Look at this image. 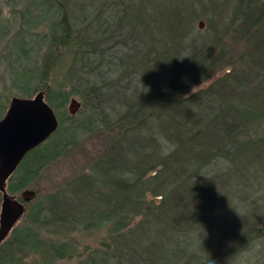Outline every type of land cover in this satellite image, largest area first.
Wrapping results in <instances>:
<instances>
[{
  "label": "rangeland",
  "instance_id": "1",
  "mask_svg": "<svg viewBox=\"0 0 264 264\" xmlns=\"http://www.w3.org/2000/svg\"><path fill=\"white\" fill-rule=\"evenodd\" d=\"M47 2L64 8L73 36L70 45H59L49 38L41 42L53 27L49 23L57 21L52 17L25 27L23 10L28 7L37 12ZM163 5L164 0H0V105L4 104L6 108L11 97L22 96L14 85L11 71L18 62L14 44L25 37L30 40L31 60L43 57L50 60L52 66L46 78L47 85L68 93L64 108L54 109L58 120H63L64 127L79 126L76 135L61 139L59 154L39 168L24 187L32 189L35 195L24 202L22 215L1 242L0 264H11L10 253L21 254L25 264L43 260L50 264H117L114 253L120 254L121 264H134L137 260L139 264H210L214 256L216 259L211 264H264V217L256 219L262 228L261 236L248 248L237 245L239 233L250 231L243 220L240 198L243 175L237 177L233 173L239 167L240 174L244 175L249 170H264V139H255L264 135V114L259 119L247 115L248 108L254 109L249 106L250 92L256 97L254 101L262 103L260 109L264 111L261 94L264 93V74L260 76L264 71L261 65L264 63V0H204L194 12L187 14L188 27L186 25L177 41L168 34L174 24L157 20ZM199 21H202L201 26ZM208 21H212V25ZM96 25H99L97 31L94 29ZM80 39L87 43L91 39L101 41L104 47H111L110 52L114 51L115 55L117 52L116 60L100 63L82 57V50L75 46ZM199 52L202 58L206 56L204 61L209 62L202 64L203 71L198 69L189 76L186 87L178 89L183 79L170 74L173 70L170 68L183 67L181 61H195ZM167 54L172 59L170 71L163 65L165 60L162 62L158 58H165ZM213 57L215 62L211 61ZM95 84L102 85L94 90L102 91L103 100L94 101L89 95H83L85 85ZM155 92L161 102L169 101L174 93L177 94V106L183 107L185 116L187 113L193 119L207 114L212 117L211 136L206 137L203 133L202 139H232L229 146L235 144V151L226 154L218 142L214 145L199 142V146L205 147L207 157L201 166L205 172L197 182L203 183L199 185L201 189L208 186L210 196L197 200L200 207L192 204L189 210L195 219L190 225L192 230L176 244L159 232L163 225L160 226L159 222L165 217L153 215L145 218L142 214L147 202H141L140 214L137 210L130 215L129 221L118 231V237L111 230L114 218L96 225L92 223L95 217L90 211L99 204L107 207L116 201L117 166L133 159V149L138 145H133V141L147 139V143L153 145L152 152L158 149L162 154H177L176 148L162 134L164 122L167 123L165 116L149 115L159 111L157 105L148 103ZM117 93L120 97L115 99ZM71 98L80 103L74 114L68 112ZM219 105L227 106L223 111L227 117L224 135L217 125L216 108ZM233 108L238 113L233 112ZM137 109L141 112L137 122L123 120L127 112ZM212 112L217 114L216 119ZM67 114L72 117L65 118ZM232 123L235 124L233 127L228 126ZM235 139L238 141L234 142ZM185 156L193 155L189 152ZM195 158L190 157V160ZM99 161L100 168L96 167ZM180 163L178 169L185 166L182 161ZM246 168L247 173L244 172ZM84 174L91 175V181L87 182ZM212 174L213 178L215 174H224L227 187L218 186L216 180L212 184ZM19 192L12 194L18 195ZM107 195L110 197L108 201L105 199ZM187 199L188 195L183 191L176 202L178 207L172 206L174 198L168 203L167 211L182 212L181 204ZM262 209L264 212V207ZM33 212L39 213L41 222L31 219ZM189 212L185 210L184 214ZM20 231L34 232L40 247L33 250L25 246L20 250L19 246L8 242ZM153 238L165 242L171 249L162 253L165 259L145 255L152 250L147 247ZM102 241L110 246L106 258ZM50 242L63 244L68 254L56 256L48 248ZM184 247L195 252L187 255L182 250Z\"/></svg>",
  "mask_w": 264,
  "mask_h": 264
},
{
  "label": "trees",
  "instance_id": "2",
  "mask_svg": "<svg viewBox=\"0 0 264 264\" xmlns=\"http://www.w3.org/2000/svg\"><path fill=\"white\" fill-rule=\"evenodd\" d=\"M168 1L169 0H164V5L161 6V10L158 13L157 20L158 22L166 21L167 24L169 22L174 24L173 28L168 29V34L172 39H175V41H177L176 38L180 36L181 32L185 31L186 25L188 27V22L186 21L187 14H189L190 12H194L196 10L194 8L197 5L200 6L204 0H172L171 3L170 1ZM42 2L43 1H41V3ZM155 3L157 5L156 1ZM181 6L183 8H181ZM63 9L64 8H60V6L52 5L51 2H47L45 6L40 7L39 11L37 12L26 7L21 15L23 16L24 14V25L27 28L39 24L40 21L47 19V17L54 18L57 21L51 22L49 23V25H52L53 27H55V29L53 30V27H50L51 29L48 30V37H43V39H41V42L44 41L45 38L46 40H48L49 38L50 40H54L60 43L59 45H70L69 40L73 36L72 31H70L68 25L69 22L64 16L65 13ZM95 14L97 17L98 12L96 11ZM208 22L209 24L212 23V21ZM96 26L97 28L94 27V29L97 31L99 25ZM29 42L30 40H27L25 37H21V39H19L14 44L18 56L17 65L13 67L11 71L14 85L16 86V88H18L20 95L22 96L29 97L37 90L43 91L45 100L49 103V105L53 107V109H55L56 111H58L59 109H63L68 97V93H66L62 89H52L47 85L46 78L48 77L52 66L50 60L48 57L31 60V47H29L28 45ZM178 42L181 43L180 40ZM75 46L76 49L82 50V57L86 56L87 59L91 58L92 60L100 63L102 61H107V63H110L116 60L117 52L116 55L114 51L110 52L109 49H111V47H109V49L104 47V44L102 45L101 41L91 39V41L87 43L84 41V39H80L79 43H77ZM205 57L206 56H204V58ZM158 58L161 59L162 62L163 60H165L163 65L165 66V69L169 70V67H171L172 65L171 55L167 54L165 58L164 56ZM195 58V61L191 60L186 63H183V61H181L183 67L179 69L175 70L174 67L170 68V70L173 69L170 74H173L175 77L180 76L183 79V81L180 82L178 89L181 87H186L189 76L195 72L197 73L198 69L200 70V72L203 71L202 64L209 62L204 61V58L200 56V52L198 56H195ZM211 61L215 62V57L211 58ZM197 64H200V67L198 66L197 68ZM261 65L263 66L264 63H262ZM176 66L179 67V65ZM170 74L167 75L168 79L171 77ZM254 80L256 81V79ZM100 86L102 85H85L84 93H82L83 95H89L90 98L94 101L98 100L99 98H102L100 94L102 91L99 93L94 89ZM181 92L183 91L181 90ZM261 94L264 98V93ZM118 97H120L119 93H117V95H114L115 99H117ZM176 97L177 94L174 93L169 101L163 102L162 100L161 102L159 101L158 94L155 92L150 96L148 103L157 105L156 107H159L157 109L159 110L158 112H150L149 115L154 113L157 116L161 114L165 116L167 123L163 121L165 129H163L162 134L167 139L168 143L170 142V144L173 145L174 148H176L177 154L175 156L172 152L171 154H162L158 149H155L152 152L151 149L153 145L147 143V139H139L138 142L133 141V145L138 144L136 148L133 149V159L129 161H123L117 166V169L119 170L117 175L115 176V182L117 186L115 188L114 195L116 201L110 205L108 203L109 206L107 207H103V204H99L96 208L90 210L93 213L92 215L95 217V219L92 221L93 224L99 225L104 220L114 218V226L111 230L115 231L114 234L117 235V237L119 235L118 231L129 221L130 215L133 212H137V210L140 214L141 202H147L142 212V214L145 215V218L153 215L163 216V218L165 217L159 222L160 226L163 224L160 227L159 232H163V234H165L164 236H168L171 239L170 242L175 241L174 244L180 242L181 237H184L191 232L192 229L190 225L191 223L195 222L193 215L190 216L189 212L191 207H193L192 204L196 207H200L198 205L200 204V202H197V200L210 196L208 195V189H206L208 188V186H203V188L201 189L199 188V185H203V183L198 184L197 182V179L201 178L202 174H204L205 172V169H202L201 166L204 163L205 158L207 157L205 147L202 145L199 146V142L201 141L205 145H210L211 142L214 145V142H218L217 144L222 145V148L226 154L235 151V144L233 147L231 145L229 146L228 143L229 141L231 142L232 139H202L203 133H205L206 137L211 136L213 130V128L211 127L212 117L207 114L205 117L202 116V118L200 117L198 119H193V117H189L187 113L185 116L184 112L182 111L183 107L177 106L179 98ZM248 97L249 106L254 107V109L248 108L247 115L255 117V119H259L258 117H261L264 114V111H261L260 109V105L262 103L254 101L256 97L252 92H250ZM224 107L226 108L227 106L219 105L216 108L218 111L217 125L221 131V135H224V125L225 122H227V117L223 112L225 111ZM5 109V105L1 104L0 117L5 112ZM233 112L238 113V110L233 108ZM126 115L127 116L123 120L131 119L132 121L137 122L141 117V112L139 109H137L131 111L130 113L127 112ZM212 116L216 119L217 114L215 112H212ZM68 117L71 118L72 115L67 114L65 118ZM219 118H221V120ZM58 121L59 123L57 129L48 137V139L27 152L21 162L15 168V170L10 174L6 182V188L9 193H14L27 186L31 178L37 173V170L44 166L47 161L51 160L59 154L60 149L58 147H60L61 145V139H70V137H73L77 134L76 129H78L79 126L74 125L73 127H64L62 126L63 120L60 119ZM165 125L168 129H166ZM234 125V123H232V125L228 124V126L230 127H233ZM252 127L253 126H250L251 131H253ZM227 132L228 131H226V133ZM66 135L70 137H67ZM234 135H236L235 132ZM186 137H188V139H185ZM208 140L209 142H207ZM237 141L238 139L234 140V142ZM159 144L162 145L161 142H159ZM183 149H185L186 152H184ZM189 152H192V155L196 156L195 160H190V157L193 156H185V154H188ZM210 153L211 150L209 151V154ZM181 161L185 166L178 169ZM99 165L100 161L98 162V166L96 165V167L100 168L101 166ZM104 168H106V166ZM239 168H236V170L233 172L237 177H241V172L238 170ZM84 176L87 177V182L91 181V175L84 174ZM211 180L212 184L216 180L218 186L222 185V187H227L226 177L224 174H219L218 176L215 174L214 178L212 174ZM194 187H196V189ZM183 191L184 193H187L188 199L184 204H181V207H183L182 212L180 211L174 214L167 211L169 209L168 203L174 198L175 200L173 201L174 203L172 204V206L173 208L178 207L176 202L178 201L180 194H182ZM192 194H194L195 197ZM211 194H213V191L211 192ZM107 198L110 197L107 195L105 197L106 201H108ZM185 210H187L189 213L184 214ZM30 217L34 221H42L41 219H39L38 212H33ZM156 224L158 223H155V225ZM34 236V232L23 233V231H20V233H16L15 235H13L11 240H9L8 242L13 245L15 244L16 246H19L20 250L25 246L36 250L40 247V242L39 240H36ZM101 243L103 245L102 249L103 253H105L106 258L108 257L107 254L109 253L110 246L109 243H106V241H102ZM172 246L174 247V245ZM173 247L171 248L173 249ZM48 248L58 257H62L68 254L65 251L66 247L63 244L50 242ZM147 248H149L150 250L152 248L151 251H148L152 253L147 252V254L145 255L147 256V258L153 256V259H158L159 257L165 259L162 253L164 252V250H171L165 242L161 241L158 238H153ZM187 248L188 247H184V249H182L185 254L192 255L195 252H189ZM177 250L179 251L181 250V248H177ZM18 254L19 253H10L11 264H25L21 260V254ZM119 255V253L117 255L114 253L113 255L114 258H117V264H121V258L118 257ZM173 255L175 254L173 253ZM1 257L2 256H0V258ZM215 259L216 257L214 256V258L210 260V264L212 262L214 263ZM36 264H50V262L48 260H43L42 262ZM134 264H139L138 260Z\"/></svg>",
  "mask_w": 264,
  "mask_h": 264
},
{
  "label": "water",
  "instance_id": "3",
  "mask_svg": "<svg viewBox=\"0 0 264 264\" xmlns=\"http://www.w3.org/2000/svg\"><path fill=\"white\" fill-rule=\"evenodd\" d=\"M79 106V101L71 98L68 112L74 114ZM58 123L57 114L45 100L43 91L29 97H11L0 117V242L22 215L24 202L35 195L32 189L23 188L17 197L7 191L6 181L26 153L44 142Z\"/></svg>",
  "mask_w": 264,
  "mask_h": 264
},
{
  "label": "flooded vegetation",
  "instance_id": "4",
  "mask_svg": "<svg viewBox=\"0 0 264 264\" xmlns=\"http://www.w3.org/2000/svg\"><path fill=\"white\" fill-rule=\"evenodd\" d=\"M262 69L264 70V65L262 66ZM262 74H264V71L260 74V76H263ZM255 139H264V135L256 137ZM244 172L247 173V168ZM242 175L244 181L243 192L240 196V198H242V209L244 210L242 213L244 215V223L248 225L247 230L250 231V233L241 231L236 239V242L238 246L240 245L244 248L247 246L248 248L251 243L253 244L254 240L259 238L262 234V228L257 225L256 219L260 220V218L264 217L262 209L264 207V170H260V168L253 171L249 170L246 175L241 174V176ZM16 196L18 197L19 193ZM236 196H234V198H236ZM262 227L264 229V220L262 222ZM4 239L1 242H3ZM235 247L238 248L236 245Z\"/></svg>",
  "mask_w": 264,
  "mask_h": 264
}]
</instances>
